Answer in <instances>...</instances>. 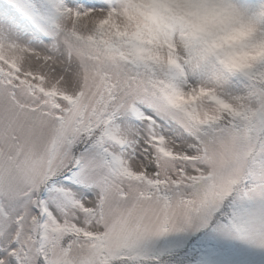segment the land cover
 Listing matches in <instances>:
<instances>
[{"label": "snow or ice", "instance_id": "obj_1", "mask_svg": "<svg viewBox=\"0 0 264 264\" xmlns=\"http://www.w3.org/2000/svg\"><path fill=\"white\" fill-rule=\"evenodd\" d=\"M119 6L0 0V264H264V59L191 66Z\"/></svg>", "mask_w": 264, "mask_h": 264}, {"label": "clouds", "instance_id": "obj_2", "mask_svg": "<svg viewBox=\"0 0 264 264\" xmlns=\"http://www.w3.org/2000/svg\"><path fill=\"white\" fill-rule=\"evenodd\" d=\"M114 22L191 66L235 72L264 59L261 26L240 0H120Z\"/></svg>", "mask_w": 264, "mask_h": 264}, {"label": "rangeland", "instance_id": "obj_3", "mask_svg": "<svg viewBox=\"0 0 264 264\" xmlns=\"http://www.w3.org/2000/svg\"><path fill=\"white\" fill-rule=\"evenodd\" d=\"M241 3H250V4H255L258 2V0H240Z\"/></svg>", "mask_w": 264, "mask_h": 264}]
</instances>
